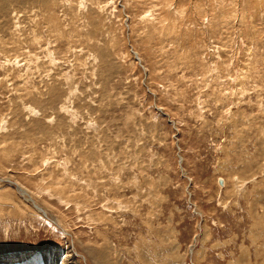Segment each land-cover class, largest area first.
<instances>
[{"label":"rangeland","instance_id":"rangeland-1","mask_svg":"<svg viewBox=\"0 0 264 264\" xmlns=\"http://www.w3.org/2000/svg\"><path fill=\"white\" fill-rule=\"evenodd\" d=\"M67 258L264 264V0H0V264Z\"/></svg>","mask_w":264,"mask_h":264},{"label":"bare ground","instance_id":"bare-ground-1","mask_svg":"<svg viewBox=\"0 0 264 264\" xmlns=\"http://www.w3.org/2000/svg\"><path fill=\"white\" fill-rule=\"evenodd\" d=\"M220 186H223V181H222V184H219ZM65 260V259H64ZM69 262V258H67L66 260V264Z\"/></svg>","mask_w":264,"mask_h":264},{"label":"water","instance_id":"water-1","mask_svg":"<svg viewBox=\"0 0 264 264\" xmlns=\"http://www.w3.org/2000/svg\"><path fill=\"white\" fill-rule=\"evenodd\" d=\"M219 184H222V180H219Z\"/></svg>","mask_w":264,"mask_h":264}]
</instances>
